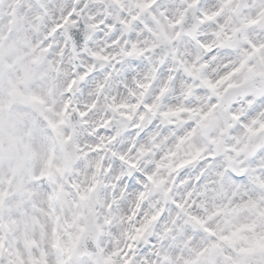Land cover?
<instances>
[{
    "label": "clouds",
    "instance_id": "clouds-1",
    "mask_svg": "<svg viewBox=\"0 0 264 264\" xmlns=\"http://www.w3.org/2000/svg\"><path fill=\"white\" fill-rule=\"evenodd\" d=\"M0 192V264H264V0H0Z\"/></svg>",
    "mask_w": 264,
    "mask_h": 264
},
{
    "label": "snow or ice",
    "instance_id": "snow-or-ice-1",
    "mask_svg": "<svg viewBox=\"0 0 264 264\" xmlns=\"http://www.w3.org/2000/svg\"><path fill=\"white\" fill-rule=\"evenodd\" d=\"M145 7H147V5H145ZM72 15H73L72 13H69V16H70V17H71ZM64 23L67 24V23H68V19H65ZM212 87H215V86L213 85ZM50 124H51V127H52L53 129H55V128L58 127L57 124H54V123H51V122H50ZM249 130H251V129H249ZM151 179H152V178L149 177V180H151ZM237 179H239V180H243L244 178H243V177H238ZM44 189L47 190V185L44 186ZM6 195H7V193H5V192H0V203L3 202L4 197H5ZM193 219H195V218H193ZM196 223H197V224H201V226H202V222L199 221L198 219L196 220ZM0 227L7 228V225H0ZM143 231H144V229H141V230H140V234H142ZM204 231H205V232H209V230L206 229V228L204 229ZM140 234H138V236L135 237V239H139V238H140ZM209 235H213V236H214L215 233H211V232H209ZM220 239H222V240H227V239H229V237H221ZM54 247H58V245H54ZM218 247H219V245H217V244H213V245H212V248H213V249L218 248ZM128 251H129V253H131V252H132V248L129 247ZM40 255H41V256H44L45 253H44V252H41ZM113 255H115V253H114ZM203 255H204V252H200V253H198L196 259L193 260V261L191 262V264H199V259H200V257L203 256ZM0 256H2V252H0ZM111 259H112L111 256L106 257V258H105V261H104V264H111ZM125 259H126V264H127V258H125ZM165 259H167V257H165ZM10 264H11V262H10Z\"/></svg>",
    "mask_w": 264,
    "mask_h": 264
}]
</instances>
